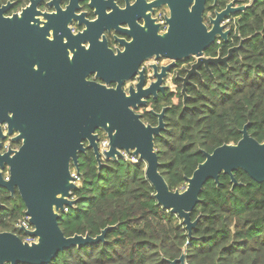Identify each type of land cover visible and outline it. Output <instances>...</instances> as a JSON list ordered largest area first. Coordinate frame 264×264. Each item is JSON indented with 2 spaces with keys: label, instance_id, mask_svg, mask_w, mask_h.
Listing matches in <instances>:
<instances>
[{
  "label": "trees",
  "instance_id": "1",
  "mask_svg": "<svg viewBox=\"0 0 264 264\" xmlns=\"http://www.w3.org/2000/svg\"><path fill=\"white\" fill-rule=\"evenodd\" d=\"M250 3L237 15L230 35L232 46L244 41L242 48L231 54L228 65H212V77L202 72L185 106L175 96L167 130L155 139L159 171L172 192L186 188L204 153L236 144L245 126L251 138L264 142V0ZM216 52L211 48L206 54ZM78 162L80 185L72 194L77 203L60 215L59 228L65 237L91 238L116 228L104 242L64 250L51 264H169L182 253L185 264H264V184L242 171L234 173L241 186L233 190L224 175L219 185H205L190 215L199 221L188 237L182 221L154 199L144 162L117 159L99 170L90 151ZM17 203L11 231L25 217L18 197Z\"/></svg>",
  "mask_w": 264,
  "mask_h": 264
},
{
  "label": "flooded vegetation",
  "instance_id": "2",
  "mask_svg": "<svg viewBox=\"0 0 264 264\" xmlns=\"http://www.w3.org/2000/svg\"><path fill=\"white\" fill-rule=\"evenodd\" d=\"M231 1H206L203 22L208 30L212 28L210 19ZM241 6L248 7L237 0L233 8ZM169 13L166 0H0V156L18 152L23 141L43 134L57 137L62 127L61 107L91 103V95L103 89L120 87L128 97L129 91L136 92L141 84V90L149 91L146 97L139 96L145 104L137 102L131 111L152 128L163 112L166 131L167 114L177 103L173 99L179 94L185 106L189 92L199 88L206 71L203 66L192 71L197 63L194 57L176 61L163 71L172 62L150 55L154 53L152 44L168 31ZM240 13L222 21L223 32L229 31L227 42L216 39L207 50L216 48V54L210 56L205 51V58H223L235 47L230 35ZM206 72L212 77L210 68ZM92 135L97 136L98 145L100 139L107 140L101 128ZM84 149V153L93 154L86 142ZM102 161L103 165L108 162ZM0 173L4 181L9 180V166L3 158ZM17 197L16 189L11 192L0 184V234L9 232L20 238L19 229L11 231L18 212Z\"/></svg>",
  "mask_w": 264,
  "mask_h": 264
},
{
  "label": "water",
  "instance_id": "3",
  "mask_svg": "<svg viewBox=\"0 0 264 264\" xmlns=\"http://www.w3.org/2000/svg\"><path fill=\"white\" fill-rule=\"evenodd\" d=\"M206 1L166 0L170 10L167 19L169 28L162 38L152 44L154 53L150 54L156 59L164 57L172 62L163 71L172 68L176 61L194 57L197 63L192 71L203 66L209 72L211 65L227 64L231 54L242 48L244 41L230 48L223 58L204 57L205 51L216 43V39L227 42L229 31L223 32L225 26H221L222 21L250 6L233 8L237 0H232L224 11L210 19L212 28L208 30L203 22ZM162 73L157 75L156 86L160 84ZM185 90L186 83L182 89L184 99ZM148 92L141 90V84L136 92L130 90L128 97L120 87L114 91L103 89L91 95V103L76 102L70 107L62 106L60 135L43 134L38 139L25 140L18 152L0 156L9 166V180L4 181L0 173V184L8 191L17 190L25 207L24 215L33 227V231L26 234L36 239L35 243L29 244L13 233L1 232L0 264H51L64 250L104 242L106 233L116 228L107 227L97 237L91 238L88 235L65 237L58 226L65 208H73L77 203L72 199L73 192L78 189L72 171L80 177L78 157L86 151L84 142L92 150L99 170L102 160L116 161L124 159V156L144 162V176L154 191V199L162 209L182 221L188 237L199 221V218L192 221L191 212L200 202L199 196L207 183L219 185V176L224 175L229 177L233 190L241 186L234 173L242 171L252 181L264 184V142L251 138L245 126L236 144L222 145L211 154L204 153L205 161L196 167L190 178H186V188L172 192L159 171L161 163L155 145V138H161L166 129L162 121L163 112L158 115V125L152 128L145 126L130 109L135 108L137 102L144 105L139 96ZM96 128L107 133L108 149L103 152L99 150L97 136L92 135ZM179 257L168 263L185 264L184 254Z\"/></svg>",
  "mask_w": 264,
  "mask_h": 264
},
{
  "label": "built area",
  "instance_id": "4",
  "mask_svg": "<svg viewBox=\"0 0 264 264\" xmlns=\"http://www.w3.org/2000/svg\"><path fill=\"white\" fill-rule=\"evenodd\" d=\"M248 2H251V0H248ZM108 143L109 142H107V140L105 138L99 140L100 152H103V151L108 149ZM124 157L129 159V156H124ZM130 158H131V160L138 162L137 158L136 159L133 157H130ZM72 176L74 178L75 185L79 186L80 185V177L79 176L77 177L75 175V171H72ZM5 179H7V177H5ZM67 211H68V208H65V212H67ZM16 228L17 229L23 228V230H21V232H20V240H22L23 242H27L29 244L36 242L35 238H32L26 234V232L33 231V227L28 222L27 217H24L22 220H20V223L16 225Z\"/></svg>",
  "mask_w": 264,
  "mask_h": 264
},
{
  "label": "rangeland",
  "instance_id": "5",
  "mask_svg": "<svg viewBox=\"0 0 264 264\" xmlns=\"http://www.w3.org/2000/svg\"><path fill=\"white\" fill-rule=\"evenodd\" d=\"M249 4H251V3H250V2H248L246 5H249ZM169 87H170L171 91H173V89L175 88V86H174V84H173V83L169 84ZM173 101H174V102H176V100H175V99H173ZM123 160H124V161H129V162H132V163H134V164H136V162H137V161H133V160H131L130 156H129V159L124 157V159H123Z\"/></svg>",
  "mask_w": 264,
  "mask_h": 264
}]
</instances>
